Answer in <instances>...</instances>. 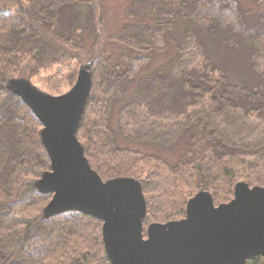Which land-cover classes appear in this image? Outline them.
Wrapping results in <instances>:
<instances>
[{
  "label": "trees",
  "instance_id": "obj_1",
  "mask_svg": "<svg viewBox=\"0 0 264 264\" xmlns=\"http://www.w3.org/2000/svg\"><path fill=\"white\" fill-rule=\"evenodd\" d=\"M128 1L114 34L104 0H0V264H111L101 220L42 216V123L8 85L54 65L88 64L78 136L103 180H143L145 237L200 190L217 206L264 187V0Z\"/></svg>",
  "mask_w": 264,
  "mask_h": 264
},
{
  "label": "water",
  "instance_id": "obj_2",
  "mask_svg": "<svg viewBox=\"0 0 264 264\" xmlns=\"http://www.w3.org/2000/svg\"><path fill=\"white\" fill-rule=\"evenodd\" d=\"M89 70H79L65 96L43 95L18 82L23 80L8 85L42 123L40 139L51 170L43 172L36 187L52 194L44 217L78 211L101 220L111 264H246L264 256V187L246 181L236 182L233 199L217 206L209 190H200L188 200L184 218L149 222L144 236L143 183L133 177L103 180L78 139L92 87Z\"/></svg>",
  "mask_w": 264,
  "mask_h": 264
},
{
  "label": "rangeland",
  "instance_id": "obj_3",
  "mask_svg": "<svg viewBox=\"0 0 264 264\" xmlns=\"http://www.w3.org/2000/svg\"><path fill=\"white\" fill-rule=\"evenodd\" d=\"M127 2L129 1L128 0H104L105 11H107L106 12L107 22L110 25L111 32L114 34L118 33L122 23L126 20V16L124 12H125V6ZM229 65L235 69V72L238 71L237 64L229 63ZM84 66H88V64L85 63V64L77 65L78 68L76 70V76L74 79H72V74H70L67 70L58 69V66L54 65L52 68H48V70H42L36 76L29 78V79L23 78V77H13L9 81V85H11L12 80L14 81L23 80V81H18V82L23 83L22 85H26V86L36 89L38 92L42 93L43 95L52 96V97L65 96L73 89L74 85L76 84L77 78H78L79 70ZM89 71L91 72V70ZM78 139H79V136H78ZM168 153L170 152H167V155H165L164 153L163 154L164 156H168V155L171 156V154H168ZM172 156H175V155L172 154ZM172 158L174 159V157ZM139 180L143 183L142 179H139ZM47 204L42 210V216H44V210Z\"/></svg>",
  "mask_w": 264,
  "mask_h": 264
}]
</instances>
